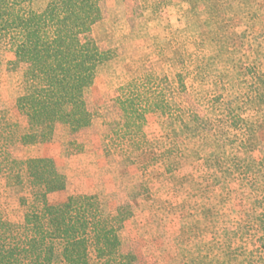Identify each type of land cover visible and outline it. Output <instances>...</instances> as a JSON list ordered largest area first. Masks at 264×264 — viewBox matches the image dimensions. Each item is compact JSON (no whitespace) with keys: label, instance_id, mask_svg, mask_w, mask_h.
I'll return each instance as SVG.
<instances>
[{"label":"trees","instance_id":"obj_1","mask_svg":"<svg viewBox=\"0 0 264 264\" xmlns=\"http://www.w3.org/2000/svg\"><path fill=\"white\" fill-rule=\"evenodd\" d=\"M35 1L0 0V66L16 74V86L0 107V197L21 209V219L14 222L0 205V264H137L139 253L122 235L134 216L131 204L112 207L88 194L53 203L50 196L68 185L56 161L13 155L15 147L51 143L61 129L71 136L66 149L84 152L80 136L96 116L88 91L103 67L119 56L116 48H103L93 36L104 18L105 0H49L41 9L35 8ZM208 43L188 39L177 51L181 71L174 80L146 71L118 85L117 96L101 116L100 139L107 157L126 156L143 174L160 167V177H172L185 150L169 133L151 139L146 133L150 116L181 123L186 137L201 141L192 151L207 166L220 162L221 147L255 146L260 126L239 112L238 102L264 105V82L256 95L247 92L245 101L213 96L218 106L203 115L177 102L187 91V76L206 81ZM248 184L252 193L246 200L252 204L244 211L241 228L222 241L204 244L190 264H264V156ZM146 185L143 181L139 187ZM238 240L253 247L235 246Z\"/></svg>","mask_w":264,"mask_h":264},{"label":"rangeland","instance_id":"obj_2","mask_svg":"<svg viewBox=\"0 0 264 264\" xmlns=\"http://www.w3.org/2000/svg\"><path fill=\"white\" fill-rule=\"evenodd\" d=\"M48 2L36 0L34 6L41 9ZM102 9L104 18L95 26L93 36L103 48H116L119 56L103 67L88 91L96 116L80 136L84 152L70 153L66 149L70 133L61 129L51 143L15 147L13 155L56 161L68 185L50 196L53 203L70 195L88 194L101 197L112 207L131 204L134 216L122 235L139 253L137 264H190L204 244L222 241L227 233L240 229L244 211L251 208V199L246 200L252 193L248 180L264 156V105L238 102L239 112L260 126L255 146L221 147L217 151L220 162L210 166L193 153L201 141L186 137L181 123L150 116L148 136L155 139L172 134L186 153L180 169L167 179L160 177V167L143 174L126 156L107 157L100 139L101 116L122 82L146 71L174 80L181 71L177 51L193 38L209 42L205 48L210 57L205 72L208 77L200 83L187 76V91L177 96L183 109L203 115L206 109L218 106L212 101L215 95L242 101L247 92L256 95L264 82V0H105ZM194 50L190 45L189 51ZM189 65L194 68L192 62ZM15 86L16 74L7 73L3 64L0 107L7 104ZM143 181L148 186L140 188ZM4 202L0 197L8 217L18 222L19 205ZM244 245L253 247L241 240L235 243Z\"/></svg>","mask_w":264,"mask_h":264}]
</instances>
